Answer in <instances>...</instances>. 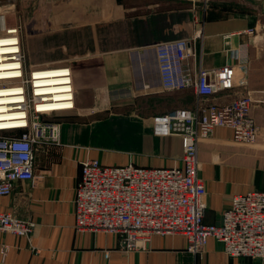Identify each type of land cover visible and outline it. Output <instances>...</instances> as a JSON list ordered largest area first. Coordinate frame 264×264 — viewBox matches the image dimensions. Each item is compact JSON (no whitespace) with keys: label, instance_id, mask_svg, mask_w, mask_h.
<instances>
[{"label":"crops","instance_id":"crops-1","mask_svg":"<svg viewBox=\"0 0 264 264\" xmlns=\"http://www.w3.org/2000/svg\"><path fill=\"white\" fill-rule=\"evenodd\" d=\"M21 2L32 7L23 35L25 64L68 70L74 109L49 117L60 125L59 143L40 146L34 180L0 198V212L35 224L28 239L0 234V264H264L230 258L213 239L202 257L187 252L182 236H153L146 249L126 252L114 235L73 228L74 189L85 159L105 166L181 167V139L157 135L153 120L171 110H191L198 99L189 90L162 91L155 47L198 33L192 71L199 63L204 69L223 67L226 50L245 47L248 60L238 68L242 84L217 94L215 103L249 94L259 129L253 146L235 143L227 128H215L199 143L204 223H219L232 196L264 192V41L255 36V14L152 5L134 13L122 0Z\"/></svg>","mask_w":264,"mask_h":264},{"label":"built area","instance_id":"built-area-1","mask_svg":"<svg viewBox=\"0 0 264 264\" xmlns=\"http://www.w3.org/2000/svg\"><path fill=\"white\" fill-rule=\"evenodd\" d=\"M13 31L0 36V40L17 39L16 51L4 55L5 69L0 77H10L0 79V89L19 88L15 96L20 98L0 107L9 106L8 113H22L24 122L20 128L0 129V198L11 195L18 183L34 180L35 154L40 146L59 143L60 125L49 117L74 109L72 88L67 93L70 100L65 102L73 108H47L63 101L41 92L48 87L42 86V81L54 79L46 76L58 72L63 75L58 78L65 79L59 86L71 87L69 71L26 65L19 33L16 28ZM198 38L199 33L155 47L162 91L189 90L198 99L191 110H172L153 120L157 135L181 139V167L105 166L85 159L74 189L73 228L78 233L114 235L126 252L146 249L153 236H182L187 252L194 256L202 257L208 240L213 239L230 258L264 261V192L232 196L219 223H204L206 188L200 176L199 143L210 138L215 128H227L235 143L253 146L259 129L251 114L254 101L249 94L226 105L215 103L217 94L234 91L242 84L238 68L247 63L245 47L226 50L229 61L223 67L204 69L199 63L192 71L190 61L196 58ZM2 111L0 108V115L5 114ZM15 131L19 133L12 134ZM34 228L33 222L0 212V234L28 239ZM5 253L4 248L2 255Z\"/></svg>","mask_w":264,"mask_h":264},{"label":"rangeland","instance_id":"rangeland-1","mask_svg":"<svg viewBox=\"0 0 264 264\" xmlns=\"http://www.w3.org/2000/svg\"><path fill=\"white\" fill-rule=\"evenodd\" d=\"M122 3L127 4L129 8H133L134 13L146 12L148 7L152 5L153 8L157 7V9L184 7L185 9H194L201 12V14L210 8L230 9L242 14H255V36L258 40L264 41V0H184V2L174 0H122ZM25 5L21 0H0V18L4 17L5 19V30L17 29L21 48L24 46L23 35L28 21L27 16L32 9L31 6ZM197 24L199 23L197 22ZM5 30L1 31L0 29V36H5ZM199 38H201L200 35ZM15 133L17 134L19 131H15Z\"/></svg>","mask_w":264,"mask_h":264},{"label":"bare ground","instance_id":"bare-ground-1","mask_svg":"<svg viewBox=\"0 0 264 264\" xmlns=\"http://www.w3.org/2000/svg\"><path fill=\"white\" fill-rule=\"evenodd\" d=\"M6 22L4 17L0 18V29L1 31L5 30ZM6 33H14L13 29H7L5 30ZM15 38L8 37L6 39H1L0 40V71H2L5 68H2L3 66V58H5V54L7 53H12L15 50V45H17ZM11 50V51H10ZM2 74V72L0 73ZM63 76L62 74H58V72H55L53 75L46 76V78H54V79H47L43 80V85L42 86H48L43 89H41V92L45 94H52V96L56 99L55 101H63V102H57L54 104H51V108L47 107L48 109H54V110H59V109H70L73 108L70 102H65L69 101L70 99L68 98L69 93L71 91L70 86H59V85H64L62 78H58ZM10 76L7 77H0V79H5L9 78ZM57 77V78H55ZM45 78V77H44ZM66 84V83H65ZM70 88V90H69ZM20 89L19 88H6V89H0V105H11L17 102V100L20 98L18 96ZM40 92V90H39ZM72 92V91H71ZM12 107V106H10ZM2 111V114L0 115V129H12V128H20L23 127V116H21L22 113H8L9 106H2L0 107ZM20 115V116H19Z\"/></svg>","mask_w":264,"mask_h":264},{"label":"trees","instance_id":"trees-1","mask_svg":"<svg viewBox=\"0 0 264 264\" xmlns=\"http://www.w3.org/2000/svg\"><path fill=\"white\" fill-rule=\"evenodd\" d=\"M12 134L16 135V133H15V132H13ZM17 134H18V133H17Z\"/></svg>","mask_w":264,"mask_h":264}]
</instances>
